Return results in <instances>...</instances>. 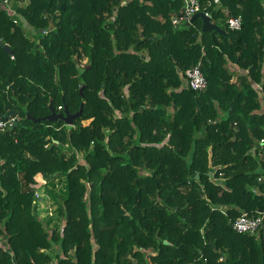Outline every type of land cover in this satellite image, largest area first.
<instances>
[{
    "label": "trees",
    "instance_id": "16d2710c",
    "mask_svg": "<svg viewBox=\"0 0 264 264\" xmlns=\"http://www.w3.org/2000/svg\"><path fill=\"white\" fill-rule=\"evenodd\" d=\"M199 1L226 34L175 28L182 0H14L34 32L0 10V264H264V227L233 228L264 212V0ZM59 178L61 231L36 207Z\"/></svg>",
    "mask_w": 264,
    "mask_h": 264
},
{
    "label": "built area",
    "instance_id": "2783aa9c",
    "mask_svg": "<svg viewBox=\"0 0 264 264\" xmlns=\"http://www.w3.org/2000/svg\"><path fill=\"white\" fill-rule=\"evenodd\" d=\"M184 7L181 12L175 14L172 18V24L175 28H181L185 25L191 24L193 16L197 13H205L211 17L206 11V6H203L199 0H182ZM215 4H219V0H214ZM5 10L13 19L14 24L22 25L26 30L34 32L28 25L26 20L18 14L14 8V0H0V10ZM212 20V18H211ZM227 25L231 30H240L242 28V18L232 17L227 21ZM187 86L196 92H204L208 86L206 77L202 73L199 66L194 67L186 72ZM59 109H62L60 107ZM17 123L16 117H7L0 119V133L6 132L13 128ZM258 154L260 157L264 155V140H261L258 146ZM263 178H259L261 182ZM264 227V212L258 211L255 215H250L243 212L233 223V228L240 234H256Z\"/></svg>",
    "mask_w": 264,
    "mask_h": 264
},
{
    "label": "rangeland",
    "instance_id": "374dc122",
    "mask_svg": "<svg viewBox=\"0 0 264 264\" xmlns=\"http://www.w3.org/2000/svg\"><path fill=\"white\" fill-rule=\"evenodd\" d=\"M87 63V60L82 62L83 65ZM66 127L70 128V126ZM67 148V147H64ZM66 195V180L65 178H59L45 188L38 190L36 197L37 214L41 220H43L49 228H56L61 231L64 226V221L59 215V204L57 198ZM2 242L0 241V244ZM56 264V261H53Z\"/></svg>",
    "mask_w": 264,
    "mask_h": 264
},
{
    "label": "water",
    "instance_id": "95a60500",
    "mask_svg": "<svg viewBox=\"0 0 264 264\" xmlns=\"http://www.w3.org/2000/svg\"><path fill=\"white\" fill-rule=\"evenodd\" d=\"M198 19L201 20L203 23V26H202V32L203 33L217 32L219 34H226L225 31L222 28H220L219 26L215 25L212 22L211 17L207 16L205 13L195 14L191 20V23H194ZM4 50L6 53L13 55L12 49L9 46L5 45ZM81 92H82V89H81ZM83 107H84V105L82 104L80 110L74 114L70 113L67 108L64 109L63 113H60L54 108L53 101H51L50 105H49V109L51 111V114L49 116H47L46 118H44L43 121H49V122H53V123L58 122V121H62L67 126L73 127L76 120L81 117V115L83 113ZM15 116H17L16 112H14V113L11 112L9 114V117H15ZM28 118L30 120H33V121H38L37 119L31 118L30 116H28ZM17 125H18V123L15 124V126H17ZM198 177H199V175L197 176V178ZM166 243H168V242H166Z\"/></svg>",
    "mask_w": 264,
    "mask_h": 264
}]
</instances>
